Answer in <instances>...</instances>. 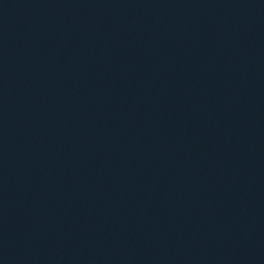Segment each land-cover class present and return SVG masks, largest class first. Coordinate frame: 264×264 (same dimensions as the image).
<instances>
[{"label":"water","instance_id":"water-1","mask_svg":"<svg viewBox=\"0 0 264 264\" xmlns=\"http://www.w3.org/2000/svg\"><path fill=\"white\" fill-rule=\"evenodd\" d=\"M0 264H264V0H0Z\"/></svg>","mask_w":264,"mask_h":264}]
</instances>
